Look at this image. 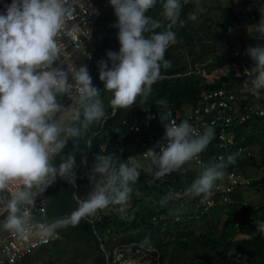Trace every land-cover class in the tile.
Wrapping results in <instances>:
<instances>
[{
	"label": "clouds",
	"instance_id": "clouds-1",
	"mask_svg": "<svg viewBox=\"0 0 264 264\" xmlns=\"http://www.w3.org/2000/svg\"><path fill=\"white\" fill-rule=\"evenodd\" d=\"M157 2L110 0L117 17L114 26L119 29L121 47L119 52L109 50L106 54L111 68L106 60L98 64L104 91L112 93L109 104L113 113L117 109H130L137 97L146 100L152 85L161 78V68L171 67L165 53L177 42L173 29L186 23L181 13L188 0H160L163 20L146 15ZM5 9L0 13V216L5 217L0 226L22 239L36 235L47 242L58 229L75 227L81 219L93 216L98 210L110 206H121L118 210H122L133 191L132 185L141 174L140 165L119 163L114 154L97 155L89 180L94 183L99 177L103 183L95 184L87 199L77 197L78 208L69 216L38 224L33 231L30 212L35 198L32 189L43 192L57 176L74 183V153L63 157L58 167L52 164V158L62 152L69 139L78 146V140L89 127L104 119L106 113L101 91L93 86L86 65L79 69L74 67L71 74L60 65L53 67L61 51L56 38L71 19V8L66 0H12ZM260 12L259 23L251 25L248 31L257 34V39H264V6ZM196 19L194 13L189 14L188 20ZM246 53L254 62L251 70L246 71L253 77L250 91L259 97L264 90V46L248 47ZM64 95L78 107L71 112L73 123L62 128L53 118L68 109L58 100ZM214 137V126L195 133L187 120L177 123L172 119L165 124L162 140L166 144L159 152L149 148L142 154L153 181L198 159ZM236 155L221 156L218 162L202 166L182 194L169 193L160 202L161 206L181 195L200 198V204L209 203L214 188L219 186L217 181L224 179ZM16 184L20 187L10 193V186ZM176 219L179 220V215ZM257 231L264 235V221L258 223ZM150 246V235L145 236L140 247ZM228 254L231 256L232 252Z\"/></svg>",
	"mask_w": 264,
	"mask_h": 264
},
{
	"label": "trees",
	"instance_id": "trees-1",
	"mask_svg": "<svg viewBox=\"0 0 264 264\" xmlns=\"http://www.w3.org/2000/svg\"><path fill=\"white\" fill-rule=\"evenodd\" d=\"M202 1L188 0V3L184 5L181 19L186 23L183 27L177 25L173 29L177 34V42L165 53V58L171 61V67L161 68V78L152 85L148 98L145 100L143 97H137V102L130 109H117L113 113L109 104L112 93L104 91V82L99 79L98 62L106 60L111 68V61L107 60L106 54L109 50L119 52L121 45L118 40L119 29L114 26L117 23L114 8L111 6L110 0H105L102 14L94 29L91 49L94 55L93 86L101 91L100 98L104 104L106 117L101 121L94 122L89 127L83 137L78 140V146L69 139L62 152L52 158V164L58 167L63 157L74 153L76 178L74 183L70 184L66 179L57 176L54 182L46 187L45 196L49 223L69 216L78 208V199H87L95 184L103 183L99 177L94 183L89 180L97 155L114 154L121 159L119 163L126 162L130 152H120V150L127 142L131 143L134 137L126 136L124 132L129 128L133 117L140 113L144 107L152 105L163 108L164 105L165 109H185L197 100L203 89L222 86L240 89L251 86L250 81L253 77L246 71H250L254 65L250 64V58L246 57L247 55H243L246 46L236 44L242 48L235 49L231 43L224 42V45L221 46L217 41L220 39L219 35L227 34L239 20L235 7L231 6L229 13L224 15L221 21H215L207 18L206 12L197 13V7L201 5ZM6 2L11 3L12 0H0V13L6 11L4 7ZM243 3L247 6L250 0H243ZM161 13L162 3L158 0L146 15L156 20H163ZM192 13L197 16L195 21L188 20L189 14ZM252 14V19L259 22L260 16L257 11H253ZM207 21L217 23L216 28L221 31L215 33L217 38L212 48L216 52L218 46H221L223 51L222 53L216 52L218 55L214 59L231 67V70L226 71L223 78L214 80L193 71V68L190 67V65L193 66V63L188 61L183 54V50H185L190 56L195 55V47L197 45L204 46L201 44L203 37L199 31H204ZM165 23L167 22L165 21ZM197 23H200L201 26ZM207 28L210 26H206ZM241 56L244 57L240 58ZM238 59L241 62L245 61L244 68L240 66L234 68V60ZM59 102L64 105L62 100ZM58 116L59 113L53 120L55 121ZM124 120L127 121V126L123 125ZM72 123L70 120L67 126ZM103 145L105 150L101 149ZM162 188V185H156L151 174L146 175L141 172L138 181L132 185V192L137 195L141 191L143 193L151 190L163 191ZM142 199V196L138 199L135 198L134 205L126 209L130 213L133 212L131 213L132 218L128 219V217L122 216L123 210H118L121 206H110L109 209L98 210L93 216L81 219L75 227L69 225L66 228L58 229L57 232L61 235L59 243L53 247L43 248L34 255L26 257L19 264H33L34 262L41 264L38 261L43 260L45 255L52 258L54 254H61L66 251L67 245H72L74 249H77L72 264H112L116 257L115 249L118 251L145 250L155 259L153 264H264V235L257 231L258 223L264 221V204H259L262 216L253 215L254 208L248 206L242 207L241 213L237 217L225 216L221 214V211H216L210 217L185 219L180 223L173 222V219L169 218L154 224L151 218L166 210L161 209V206L150 208L140 205L137 210L133 211L135 203H140ZM176 206L184 208L182 202L176 203ZM236 223H239V228L235 227ZM162 229L166 230L167 241L164 240L165 237L160 238ZM149 235L151 246L140 247V242ZM230 252H232L231 256L228 254Z\"/></svg>",
	"mask_w": 264,
	"mask_h": 264
},
{
	"label": "built area",
	"instance_id": "built-area-1",
	"mask_svg": "<svg viewBox=\"0 0 264 264\" xmlns=\"http://www.w3.org/2000/svg\"><path fill=\"white\" fill-rule=\"evenodd\" d=\"M66 2L71 8V19L67 20L56 38L61 51L60 59L54 62L53 67L60 65L71 74L74 67L79 69L86 65L94 83V55L91 45L94 29L102 14L105 0H66ZM252 3L250 0L246 8H249ZM10 4L6 2L4 7ZM261 40L264 41V39ZM250 88L251 86L240 89L229 86L207 88L201 91L197 100L189 108L165 109L163 104V108L148 105L133 117L129 128L124 133L126 136L134 137L131 143L140 157L136 163L140 165L139 171L146 175L150 174L148 162L143 160L142 154L149 148L159 152L160 148L166 144V141L162 140L165 130L159 119L160 112L167 113L169 123L172 119H175L177 123L187 120L195 133H202L206 127L214 126L215 137L198 159L186 163L177 172L155 180L156 185H162L163 191L167 194H182L198 176L202 166L210 162H218L221 156L237 154L235 163L227 168L224 179L217 181L219 186L214 188V195L209 203L200 204V198H188L183 195L164 206L157 203L166 211L153 216L154 224L170 217L176 219V215H179V220L187 215L210 217L216 211H221V214L225 216L237 217L241 213L240 209L248 206L254 208L253 215H263L259 211V203L253 200L264 186V90L259 97H256L252 95ZM58 100L66 103L70 99L64 95L58 97ZM123 125L127 126V121L124 120ZM101 149L105 150V146H101ZM124 151L130 152L125 146L120 152ZM118 159L120 162L121 159ZM125 163L134 164L130 156L126 158ZM19 187V184L12 185L9 192ZM258 189H261L260 192ZM32 194L35 198V206L31 208L30 216L31 227L35 231L38 224H49L48 206L45 190L41 192L40 189L33 188ZM248 195L251 199L247 198ZM180 202L185 206L186 212L172 214L170 204L176 205ZM4 218L0 216V225ZM235 227L239 228V223H236ZM60 240L61 235L58 232L47 242H42L36 235L22 239L0 226V264H19L26 257Z\"/></svg>",
	"mask_w": 264,
	"mask_h": 264
},
{
	"label": "rangeland",
	"instance_id": "rangeland-1",
	"mask_svg": "<svg viewBox=\"0 0 264 264\" xmlns=\"http://www.w3.org/2000/svg\"><path fill=\"white\" fill-rule=\"evenodd\" d=\"M251 2L253 3L249 6V8H246L247 6L243 3V0H203L201 2V5L197 7V13L206 12L207 18L209 17L210 19H213L215 21H221L222 17L229 13V8L231 6L235 7L239 20L235 24L234 28L230 29L227 34L219 35L218 37L220 39L217 41L220 43L221 46L224 45V42L231 43L232 45H234L235 49H241L242 47L240 48L239 46L243 44V47L246 46V48H244L243 50V55L246 56V50L248 47H255L257 45L264 46V41L261 39H257V34L249 33L248 31L251 25L259 23L258 21L252 19V12L257 11L258 15L261 18L260 8L264 6V0H251ZM252 5L254 6L252 7ZM197 24L201 26L200 23ZM206 26H210V28L206 29ZM206 26L204 27V31H199L203 37L201 40V44H204V46L201 47L200 45H197L195 47V55L190 56L189 53L185 50H183V54L186 59H188V61L193 63V66L190 65V67L191 69L193 68V71H195L197 74L206 75V77L210 80H214L216 78H223L226 75V71L231 70V67L226 63L221 64L216 59H214V57L218 55L216 52L222 53L223 47L218 46L216 52L214 51V48H212L216 43L215 39L217 38V36L215 33H220L221 31L219 28H216L217 23H211V21H207ZM236 44H238L239 46H236ZM242 57L244 56H241L240 58ZM246 57L249 56L247 55ZM234 64V68H238L239 66L244 68V66H246L245 61L241 62L240 59L234 60ZM250 64L254 65V62L251 60V58ZM63 104L65 108H68L67 111L59 113V116L54 121L62 128L66 127L67 124L70 122L72 110L78 107V105L72 103L71 100L67 101L66 104ZM125 147L127 150H130L131 160L134 163L139 161L140 157L133 143L127 142L125 144ZM258 190V192H260L261 189ZM139 194L140 195H136L134 192L130 194L127 204L123 206V211L121 210L123 213L122 216L124 218H132L133 215L131 213L133 212L130 213V211H126V209H129L130 206L132 207L134 205L133 201L135 200V198L138 199L141 196L143 197L140 203H135L136 205L133 207V211L137 210L140 205H142L143 207L147 206L150 208H157V203H160L163 198L168 195L165 191L155 190H151L146 193H143L141 191L139 192ZM254 194H256V192ZM247 198L251 199V196L248 195ZM253 201L259 203L260 205L264 204V189L261 190L260 194ZM169 208L171 209L170 212L174 215L177 213L186 212L185 206L184 208H178L176 205L170 204ZM199 218L204 217H195L192 215H187L184 219L182 218L180 220H176L173 217H170L171 220L173 219V222L175 221L179 223L185 219L193 220ZM165 231V229L161 230L160 238L165 237L164 240L167 241L168 236H165ZM56 244L50 247H53ZM75 252H77V249H74L72 245H67L66 251L62 252L61 254H54L52 258L45 255L44 259L38 262H40L41 264H54V262L55 264H72V262L74 261ZM115 254L116 257L112 264H153L155 261L152 256H150L145 250L142 249H129L125 251H118V249H115ZM33 264H37V262H34Z\"/></svg>",
	"mask_w": 264,
	"mask_h": 264
},
{
	"label": "water",
	"instance_id": "water-1",
	"mask_svg": "<svg viewBox=\"0 0 264 264\" xmlns=\"http://www.w3.org/2000/svg\"><path fill=\"white\" fill-rule=\"evenodd\" d=\"M159 119H160V122L165 130V124H168L169 123V119H168V115L167 113H164V112H160L159 113ZM90 150V149H89Z\"/></svg>",
	"mask_w": 264,
	"mask_h": 264
}]
</instances>
